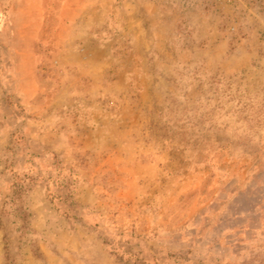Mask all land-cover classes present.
<instances>
[{"label":"rangeland","instance_id":"obj_1","mask_svg":"<svg viewBox=\"0 0 264 264\" xmlns=\"http://www.w3.org/2000/svg\"><path fill=\"white\" fill-rule=\"evenodd\" d=\"M0 264H264V0H0Z\"/></svg>","mask_w":264,"mask_h":264},{"label":"trees","instance_id":"obj_2","mask_svg":"<svg viewBox=\"0 0 264 264\" xmlns=\"http://www.w3.org/2000/svg\"><path fill=\"white\" fill-rule=\"evenodd\" d=\"M28 191L27 187L25 185H20L18 183H15L14 185V191H13V198L11 199V203L14 204L18 200L21 199V197Z\"/></svg>","mask_w":264,"mask_h":264}]
</instances>
